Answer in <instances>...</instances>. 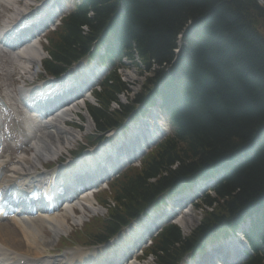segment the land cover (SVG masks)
Listing matches in <instances>:
<instances>
[{
	"label": "trees",
	"instance_id": "obj_1",
	"mask_svg": "<svg viewBox=\"0 0 264 264\" xmlns=\"http://www.w3.org/2000/svg\"><path fill=\"white\" fill-rule=\"evenodd\" d=\"M121 3L123 13L117 12ZM207 15L203 25L201 17ZM188 20L200 26L194 31L196 49L191 68L182 75L187 83L182 90L184 107L174 112L176 135L156 148L138 171L121 181L116 205L110 208L111 217L102 223V232L95 237L116 230L159 190L234 153L243 145L242 139L264 122V41L258 31H264V8L255 0H84L64 20L62 32L52 43L53 61L65 63L87 50L96 34L111 26L127 53L132 57L134 50L151 75L145 78L144 91L135 96V102L145 95L148 83H156L152 76L161 68L157 64L169 59L175 35ZM129 36L136 47L125 44ZM52 65L54 62L47 69ZM153 65L158 69L151 72ZM126 89L115 73L102 83L95 94L97 104L89 108L96 128L114 126L128 112L130 104L110 109V103L118 101L117 95ZM263 187L264 145L218 183L211 194L202 197L199 207L203 217L190 234L183 236L174 225L159 233L148 249L155 264H176L183 253L218 225L242 216ZM259 221L263 226L264 216ZM260 240L264 247L263 238L252 245ZM248 264H264V252L257 249Z\"/></svg>",
	"mask_w": 264,
	"mask_h": 264
},
{
	"label": "bare ground",
	"instance_id": "obj_2",
	"mask_svg": "<svg viewBox=\"0 0 264 264\" xmlns=\"http://www.w3.org/2000/svg\"><path fill=\"white\" fill-rule=\"evenodd\" d=\"M233 1L235 0H230V3ZM32 2H34V0H24L21 7V5H15L17 3L16 0H0L1 4L6 3L14 7L10 16L3 21L2 28L0 29V39L5 41L11 39L12 33L9 34L11 32V26L18 22L17 20L21 17L22 12L25 8L29 7ZM118 8L122 13L124 12L123 3H121ZM47 15H49L48 20H51V15ZM201 19L203 21L201 23L205 25V22L208 20V15L206 17H201ZM199 26L198 24H191L190 20L182 23L173 40L174 47L172 48L171 56L166 62L164 61L161 64H157L161 67V70L159 69V71L152 76H155V82L157 84L168 88L171 97L176 94L180 86L177 79L180 80V76L191 68L192 53L196 49V43L193 42V34L194 30ZM37 35L36 33L33 37L28 39L29 42L25 41L21 43L20 46H22V48L13 51V56L10 58V61L13 62V65L18 69L19 74L24 78H27L33 70H37L40 67L43 53L39 45V40H37ZM127 38L128 39L125 38V44L129 47L131 43L132 46L136 47V43H133L134 40L132 37L129 36ZM136 42L138 46L141 47L140 43L138 41ZM184 49L187 50L181 52V50ZM151 62L154 64L153 61ZM154 69H158L156 65H153L151 72H154ZM184 88L186 87L184 86ZM81 90L83 92L85 91L83 88ZM18 91L22 94L23 89H19ZM85 100H90V95L72 99L64 108L54 112L52 116L47 117V119L43 121L37 122L33 117L24 119L28 124V132L31 136L29 148L32 155L25 157V155L22 154L17 157L15 163L8 170L11 174L10 179L4 185H0V198L5 197L6 201L11 204L12 201L6 196V192L16 191L17 195L21 194L24 197L39 200V202L45 206V209H40L42 205L37 206V213L34 215H28V213L25 212L26 210L19 212V216L11 218V228L6 225H0V253L4 256L8 252V261H10L11 264H16L18 254H16L17 251L14 248L21 245V242H24L27 247V251L21 255V258L25 259L24 264H54L55 260L47 257V255L43 253L44 249L49 248L51 243H53L52 238L55 239L60 234L66 233L69 230L68 218L72 224L80 223L82 219H84L82 215L75 216L72 214L73 204H78L83 213H96L101 210L99 206L95 205L94 197L89 198L87 193L75 194L69 198H67L66 192L59 193L60 190L64 188L63 184L59 185L56 196L60 197L62 202L67 204L59 210L58 205L54 206L52 204L51 196L53 195L49 192V189H51L52 193H55L58 181L44 178L43 172H38L36 174L32 171V169H36L37 163L40 164L47 159L56 158L59 153L65 151L70 142L74 140L77 132L68 125V122L71 123L74 113L84 106ZM26 101L29 103V101H34V99L31 96H26ZM27 103L25 102L26 105ZM142 132L147 133L148 130L138 132L136 138L134 137L132 141L128 142L129 150L132 146L141 149V147L149 143L150 138L145 137L146 134L142 135ZM242 143L243 145H240L233 155L239 157L242 160V164H244L249 159L246 153L257 150L260 146L264 145V122L262 121L256 126L249 137L242 139ZM137 145L138 147H136ZM102 150L104 151V149ZM117 150L118 152L114 154L116 159L111 165V169L113 170H116L121 163H124L123 157H119V155L124 153V151H120L123 149L119 147ZM241 151H244V153ZM136 155V152H132L127 154V157L128 159H132L135 158ZM86 172H91V170ZM93 172L97 174L95 169ZM16 175H19L18 179L15 178ZM101 177L103 178V175ZM50 186H52V188H49ZM44 188H46V190ZM252 198L254 203L264 204V187ZM29 202H31V200H29ZM5 210L7 211L8 208L6 207L2 211ZM262 216L264 215H260V217ZM238 219L244 220L245 213L242 214V216L240 215ZM181 225L184 230L188 227L187 221L184 220L181 221ZM44 228L52 233L51 238L44 235ZM262 228H264V225L261 226L260 224L258 230L253 228L257 236L250 237L251 245L257 240L264 238V229L262 230ZM142 230L143 229H141L138 223H134L119 237L120 251L127 254L124 260L127 264H140L137 260V249L144 240L142 234L145 232H141ZM81 260L82 255L79 253H72L70 263L68 264H80ZM246 264H248V261Z\"/></svg>",
	"mask_w": 264,
	"mask_h": 264
},
{
	"label": "rangeland",
	"instance_id": "obj_3",
	"mask_svg": "<svg viewBox=\"0 0 264 264\" xmlns=\"http://www.w3.org/2000/svg\"><path fill=\"white\" fill-rule=\"evenodd\" d=\"M260 30H261L260 34L262 35V37L264 39V31L262 29H260ZM258 31H259V29H258ZM43 37L40 38V40L42 42H43ZM9 69H10V63L7 60H4L3 57H0V92H3L8 97H9V93H10L9 90H8L9 87H10V83H9V79H8L7 70H9ZM123 75H124L123 77H124L125 80L131 82L130 83V88L132 89V91L137 89L138 82L140 83V80H141V78L138 76L137 72L134 71L133 69H130V70L126 71ZM137 91H138V89L136 91H134L133 93H136ZM124 99L125 98H122V101H125ZM81 119H84V121L82 122ZM79 125L80 126L82 125L81 128L85 127V129H91L92 128V127L87 126V119L85 117H83L82 115H80ZM24 151L27 154L30 153V152H28L26 150H24ZM195 203L196 202H194V204ZM188 210L189 211H188L187 216H184L185 219H188V227H187L186 230H184L181 227L182 230L185 231L186 233L195 225V223L197 222L198 218H200V216H201L200 215V210H198V209L194 210L193 208H191V210H190V208H189ZM46 235L50 236V234H48V233H46ZM19 247H21V248L23 247L24 248V246L22 244ZM152 263L153 262H152L151 257H146L144 259L140 258V264H152Z\"/></svg>",
	"mask_w": 264,
	"mask_h": 264
}]
</instances>
